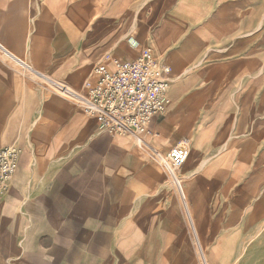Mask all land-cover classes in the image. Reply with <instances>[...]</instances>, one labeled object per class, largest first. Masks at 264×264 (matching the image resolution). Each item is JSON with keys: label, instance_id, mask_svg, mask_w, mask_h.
<instances>
[{"label": "crops", "instance_id": "obj_1", "mask_svg": "<svg viewBox=\"0 0 264 264\" xmlns=\"http://www.w3.org/2000/svg\"><path fill=\"white\" fill-rule=\"evenodd\" d=\"M169 67L145 144L79 97L98 65ZM189 157L170 182L162 158ZM0 264H264L259 0H0Z\"/></svg>", "mask_w": 264, "mask_h": 264}, {"label": "built area", "instance_id": "obj_2", "mask_svg": "<svg viewBox=\"0 0 264 264\" xmlns=\"http://www.w3.org/2000/svg\"><path fill=\"white\" fill-rule=\"evenodd\" d=\"M114 65V71L103 65L93 69L94 83L78 102L89 117L97 119L101 131L126 135L138 144H145L150 136L151 120L166 112L170 69L148 48L134 61L115 62ZM188 157V147L176 145L162 158L174 177L169 178L172 184H179V172ZM18 158L19 151L15 147L0 149V195L8 190L18 167Z\"/></svg>", "mask_w": 264, "mask_h": 264}, {"label": "rangeland", "instance_id": "obj_3", "mask_svg": "<svg viewBox=\"0 0 264 264\" xmlns=\"http://www.w3.org/2000/svg\"><path fill=\"white\" fill-rule=\"evenodd\" d=\"M259 4L264 5V0H259ZM164 166H165V168H166V170H167L168 177H169V178H170V177H171V178H174L173 175H171L170 172H169L170 170H169V167H168L167 162L165 163ZM169 180H170V179H169Z\"/></svg>", "mask_w": 264, "mask_h": 264}]
</instances>
